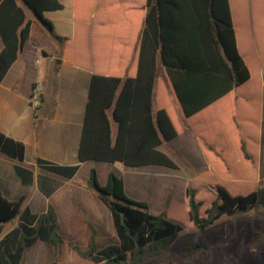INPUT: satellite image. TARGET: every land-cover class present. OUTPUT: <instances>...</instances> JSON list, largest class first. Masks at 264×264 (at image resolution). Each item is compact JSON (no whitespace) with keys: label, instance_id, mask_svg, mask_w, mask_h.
Instances as JSON below:
<instances>
[{"label":"trees","instance_id":"trees-1","mask_svg":"<svg viewBox=\"0 0 264 264\" xmlns=\"http://www.w3.org/2000/svg\"><path fill=\"white\" fill-rule=\"evenodd\" d=\"M108 1L119 4L130 32L124 40L116 34L108 36L101 22L93 29L94 72L77 152L79 163L59 165L38 156L35 160L39 167L67 178L83 162L108 163L105 182L99 181L97 167L92 165L87 184L108 207L116 237L99 247L78 208L65 219L51 203V210L36 223L25 209L18 225L0 240V264H20L37 238L54 243L51 264H140L148 255H159L153 242L176 235L184 225L197 227L192 245L184 246L176 257L160 255L179 263L204 247L205 228L216 218L264 207V192L257 183L259 115L251 107L253 82L246 84L251 73L237 46L229 0ZM24 2L27 5L0 0V82L29 36L31 19L25 7L33 9L61 44L73 40V0ZM82 9L77 5L78 14ZM117 15L115 11L106 23L118 25ZM75 43L83 47L85 39L76 35ZM243 44L249 42L243 40ZM224 106L230 107L225 115ZM183 127L200 142L209 170L187 181L181 207L167 198L160 212H152L147 199L127 196L124 179L111 163L177 168L157 146ZM0 151L17 162L14 167L23 182L30 180L31 171L23 167V142L0 132ZM24 199L8 200L0 190V223L20 214ZM259 234L255 231L253 238Z\"/></svg>","mask_w":264,"mask_h":264},{"label":"crops","instance_id":"crops-1","mask_svg":"<svg viewBox=\"0 0 264 264\" xmlns=\"http://www.w3.org/2000/svg\"><path fill=\"white\" fill-rule=\"evenodd\" d=\"M67 1L69 0H65ZM18 2L25 5L24 0ZM73 3V40L65 44L57 41L31 9L25 7L27 16L31 19L29 36L0 82V132L24 143L23 167L32 173L30 180L23 182L14 167L17 162L0 151L2 195L11 201L20 196L25 197L20 214L13 219L14 224L4 228L7 222L0 223V240L18 225L25 209L35 216L33 223H36L39 217L51 210V203L65 219L70 217L73 210L80 208L95 238L103 232L104 223H112L108 207L87 184L90 167H97L98 162L81 163L75 174L67 178L39 167L35 160L38 156L59 165L79 163L77 152L89 82L94 72L90 47L93 29L101 22V27L108 29V36L116 34L119 39L124 40L129 37V23L122 20L119 4L110 5L108 0H73ZM229 4L237 46L251 73L246 84L253 82L249 96L252 97L251 107L255 114L257 109L259 115L258 163L261 154L264 163V37L260 32L256 39H248L244 29L248 19L256 20L259 24V19L264 14V0H229ZM77 5L83 7L79 14ZM115 11L118 13L119 23L108 25L107 18ZM76 35L85 39V46L75 43ZM243 40L249 44H243ZM2 47L0 36V50ZM33 83L41 87L42 100L37 109L29 100ZM154 107L156 108V102ZM157 149L168 155L177 164V168L160 165L130 167L120 162L111 165L122 175L128 197L135 200L147 199L153 209V205L160 206L162 203V210L166 196L173 187V178L184 181L195 177L207 170V162L200 142L185 127L173 138L159 144ZM84 166L86 174L83 173L80 177ZM107 170L108 168L105 172ZM98 179L101 181L99 173ZM53 218L56 220L54 214ZM39 239L36 241L41 242ZM36 241L26 250L20 264H23V259L32 251Z\"/></svg>","mask_w":264,"mask_h":264},{"label":"rangeland","instance_id":"rangeland-1","mask_svg":"<svg viewBox=\"0 0 264 264\" xmlns=\"http://www.w3.org/2000/svg\"><path fill=\"white\" fill-rule=\"evenodd\" d=\"M245 27L244 29H246L245 33L247 38L254 40V38L256 39L258 33L260 32L264 37V14L259 19V24H257L256 20L248 19L246 21ZM224 104H227V102H224ZM229 108L230 107L225 106L222 108L224 115L228 112ZM203 113L204 112H202V114ZM241 114H244V110L241 112ZM262 128L264 139V115ZM263 150L264 140L262 144V151ZM107 165L109 164H105L103 162L97 163L99 176L102 182H105L106 179L107 173H105V170L108 167ZM257 167V183L258 187L260 188L259 190L261 191V193H263L264 163L262 154L260 156L259 163L257 162ZM208 170L209 166L207 164L206 171ZM80 173V177L83 176V173L86 174V166L82 168ZM192 178L181 181L179 180V178L174 177L173 187L166 196V199H173L175 204L181 207V205L184 203L185 185L187 181ZM161 205H153L155 210L153 208H150V211L155 213L160 212V208L163 206ZM79 211L85 217L80 208ZM13 224L14 220L7 221V223L4 224V228L8 226L10 227ZM63 224L66 225L67 223ZM107 225L104 223L103 232L97 234L96 238L94 237L99 247L104 246L109 242H113L116 237L112 223H107ZM263 225L264 207H262L261 205H256L247 212L237 211L231 215L218 217L205 228L203 238L204 247L202 249L190 256L180 259L179 263L163 260L160 255L176 257L184 246L192 245L196 241L198 228L194 226L191 227L184 225L182 230L176 235L168 236L160 239L159 241L153 242L152 246L156 248L155 250L159 255H148L147 260L141 262L140 264H234L235 259L238 260V264H264V230L261 229ZM255 231L260 232L257 238H253ZM52 239L54 242H57V238L55 235H53ZM39 241L41 242L36 241L35 245L32 248V251H30L28 256L23 259V264H51L53 262L56 251L54 243L42 242L43 240L41 239H39ZM143 249H149V245H146L145 247H143Z\"/></svg>","mask_w":264,"mask_h":264},{"label":"built area","instance_id":"built-area-1","mask_svg":"<svg viewBox=\"0 0 264 264\" xmlns=\"http://www.w3.org/2000/svg\"><path fill=\"white\" fill-rule=\"evenodd\" d=\"M40 95H41V87L40 85H34L31 89V96H30V104L33 107H37L40 105L41 103V99H40Z\"/></svg>","mask_w":264,"mask_h":264},{"label":"water","instance_id":"water-1","mask_svg":"<svg viewBox=\"0 0 264 264\" xmlns=\"http://www.w3.org/2000/svg\"><path fill=\"white\" fill-rule=\"evenodd\" d=\"M25 3V2H24ZM25 5H27V4H25ZM28 8H30V7H28ZM31 9V11L33 12V9L32 8H30ZM34 13V12H33Z\"/></svg>","mask_w":264,"mask_h":264}]
</instances>
